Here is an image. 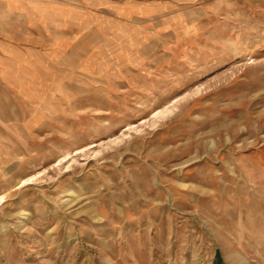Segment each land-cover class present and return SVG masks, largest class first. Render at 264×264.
<instances>
[{"label": "rangeland", "instance_id": "374dc122", "mask_svg": "<svg viewBox=\"0 0 264 264\" xmlns=\"http://www.w3.org/2000/svg\"><path fill=\"white\" fill-rule=\"evenodd\" d=\"M66 1L0 82V264H264V0Z\"/></svg>", "mask_w": 264, "mask_h": 264}, {"label": "crops", "instance_id": "0c3cea01", "mask_svg": "<svg viewBox=\"0 0 264 264\" xmlns=\"http://www.w3.org/2000/svg\"><path fill=\"white\" fill-rule=\"evenodd\" d=\"M75 2L0 0V82H13V97L38 96L43 80L35 76L45 58L81 31L82 7Z\"/></svg>", "mask_w": 264, "mask_h": 264}, {"label": "bare ground", "instance_id": "6f19581e", "mask_svg": "<svg viewBox=\"0 0 264 264\" xmlns=\"http://www.w3.org/2000/svg\"><path fill=\"white\" fill-rule=\"evenodd\" d=\"M2 198H4V196H2V197L0 198V202H1Z\"/></svg>", "mask_w": 264, "mask_h": 264}]
</instances>
